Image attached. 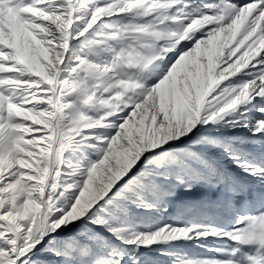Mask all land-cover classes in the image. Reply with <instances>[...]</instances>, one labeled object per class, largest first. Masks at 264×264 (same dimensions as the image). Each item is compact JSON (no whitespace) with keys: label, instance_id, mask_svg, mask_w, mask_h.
Returning <instances> with one entry per match:
<instances>
[{"label":"snow or ice","instance_id":"obj_1","mask_svg":"<svg viewBox=\"0 0 264 264\" xmlns=\"http://www.w3.org/2000/svg\"><path fill=\"white\" fill-rule=\"evenodd\" d=\"M0 264H264V0H0Z\"/></svg>","mask_w":264,"mask_h":264}]
</instances>
